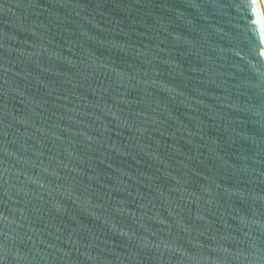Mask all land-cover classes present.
<instances>
[{
	"label": "water",
	"instance_id": "water-1",
	"mask_svg": "<svg viewBox=\"0 0 264 264\" xmlns=\"http://www.w3.org/2000/svg\"><path fill=\"white\" fill-rule=\"evenodd\" d=\"M0 264H264L260 0H0Z\"/></svg>",
	"mask_w": 264,
	"mask_h": 264
},
{
	"label": "bare ground",
	"instance_id": "bare-ground-1",
	"mask_svg": "<svg viewBox=\"0 0 264 264\" xmlns=\"http://www.w3.org/2000/svg\"><path fill=\"white\" fill-rule=\"evenodd\" d=\"M261 1V4H262V7L264 9V0H260Z\"/></svg>",
	"mask_w": 264,
	"mask_h": 264
}]
</instances>
